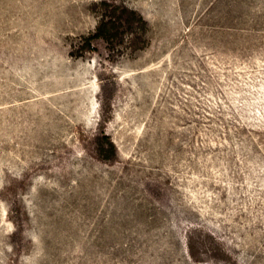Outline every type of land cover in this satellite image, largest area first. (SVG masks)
I'll use <instances>...</instances> for the list:
<instances>
[{
    "label": "rangeland",
    "instance_id": "374dc122",
    "mask_svg": "<svg viewBox=\"0 0 264 264\" xmlns=\"http://www.w3.org/2000/svg\"><path fill=\"white\" fill-rule=\"evenodd\" d=\"M101 1L0 0V264H264V0Z\"/></svg>",
    "mask_w": 264,
    "mask_h": 264
},
{
    "label": "trees",
    "instance_id": "16d2710c",
    "mask_svg": "<svg viewBox=\"0 0 264 264\" xmlns=\"http://www.w3.org/2000/svg\"><path fill=\"white\" fill-rule=\"evenodd\" d=\"M100 10L101 17L96 29L78 38L73 49L76 57L97 51L98 45L114 51L125 39L131 48H141V43L146 41L149 23L140 12L114 0H102ZM116 151L110 136L103 133L98 137V154L102 159L113 160Z\"/></svg>",
    "mask_w": 264,
    "mask_h": 264
}]
</instances>
